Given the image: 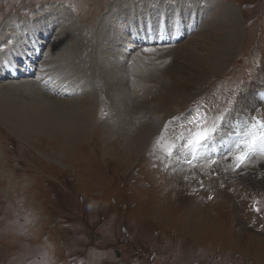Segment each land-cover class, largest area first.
<instances>
[{
	"label": "rangeland",
	"instance_id": "374dc122",
	"mask_svg": "<svg viewBox=\"0 0 264 264\" xmlns=\"http://www.w3.org/2000/svg\"><path fill=\"white\" fill-rule=\"evenodd\" d=\"M115 1L0 0V29L14 9L17 22L25 24L18 34H9L13 43L7 41L3 46L10 48L3 52L8 57L9 49L19 51L16 44L35 40L32 47L38 49L37 53L31 47L20 51L31 53L38 64L43 51L41 44L48 47L40 36L34 38L40 29V34L45 33L50 46L57 45L60 53L75 54L76 60L79 56L88 57L90 48L84 50L80 42L73 49L69 34L66 38L56 34L58 26L39 19L40 13L45 15L61 7L71 20L69 24L73 22L81 27L85 38L93 34L96 24ZM202 2L200 6L205 9L206 18L198 20L202 31L194 34L193 40L192 34L188 37L182 34L167 49L150 46L149 51L143 50L142 53L147 54L141 60L143 65L131 62L134 69L135 65L138 68L132 70L134 73L128 72L125 83L137 97L136 104L142 105L133 110L131 105L134 104L128 102L127 116L117 115L121 111L108 99L109 96L114 99V93L107 92L100 84L96 88L99 95L96 112L90 122L76 120L71 126L57 123L56 131L46 128L42 133L22 137L9 131L11 127H5L0 121V264H76L74 258H79L80 264H264V155L255 156L242 172L233 171L231 160L226 158L243 132V122L249 121L251 116L264 120V96L255 92L259 100L248 99L254 92L249 90L251 85L264 84V39L260 41L264 37V0H238V4L232 0H212L211 8H205ZM228 6L234 8L235 14L224 13L231 9H225ZM110 12L118 10L112 6ZM250 18L251 24L247 27ZM144 21L143 27L147 20ZM228 23L239 37L221 71L205 73L199 68L200 61L181 57L183 50L194 46L196 40L199 45L212 48L205 46L209 36L222 35L223 25ZM126 30L128 33L124 32L117 45L122 49L127 46L128 52L131 39L127 38L133 30ZM88 40L93 44L92 38ZM163 41L166 40H161L162 44ZM138 42L142 46L152 44ZM138 48L132 47L131 53H137ZM253 53L257 54L260 66L254 70L256 75L251 74L253 82L248 84L249 91L239 89L229 102L219 100L225 98L223 89L218 96L214 95L220 90L218 87H214L210 95L206 94L220 79L230 86L228 77L236 73L240 64L238 71L246 74L241 61ZM132 56H124L122 61L114 58L110 62L121 65L126 72L130 66L127 67L126 61ZM205 56L208 58V54ZM144 64L160 71L162 82H155L145 70H140L149 69ZM80 71L76 73L79 79L84 77V71ZM196 78L202 81L197 82ZM64 83L71 84L70 79L65 78ZM9 85L18 89L29 87L17 82ZM32 86L36 87L35 83ZM40 94L64 108V99ZM80 94H73L75 98L66 106H72L76 97L84 96V92ZM26 98L30 103L34 99ZM201 98V102L192 104ZM238 102L242 105L239 120L232 114ZM249 104H252L251 109L246 112ZM218 117H222V126L214 144L220 143L218 150L223 151L230 137L232 141L222 155L189 164L182 156L168 160L160 148L154 150L156 138L161 136L167 121L164 142L179 144L178 137L187 136V130L192 128L189 121L200 120L211 127ZM228 117L236 125L233 129L227 128ZM158 119L157 129L151 130ZM22 161L20 167L18 164ZM254 204L261 209L259 213L253 211Z\"/></svg>",
	"mask_w": 264,
	"mask_h": 264
},
{
	"label": "bare ground",
	"instance_id": "6f19581e",
	"mask_svg": "<svg viewBox=\"0 0 264 264\" xmlns=\"http://www.w3.org/2000/svg\"><path fill=\"white\" fill-rule=\"evenodd\" d=\"M148 1L149 0H116L115 2L110 4L109 10H107L104 16L98 21V23L96 24L97 25L96 30L93 31V34L91 33L92 36L90 37L91 34H89L88 37H85V38L82 37L84 33L80 31L82 29L81 27L76 26L75 23L73 22L69 24L71 20H69L67 14L64 13V10L60 9L61 7L57 9L50 8L51 10L48 13L49 15L48 14L43 15L44 13H40L39 19H43L44 22L46 23L47 21L48 22L52 21L53 22L52 24H55L56 26H58L56 30L57 31L56 34L59 33L65 36V38L69 34L68 41L69 42L71 41L72 43L71 47L73 49H76V46L80 42L84 46V50H88L90 48V51L88 52L89 55L88 57L79 56L77 57L78 60H76L74 59V57L76 56L75 54L66 56V54L60 53L57 45L53 48L50 46V42H49V44L47 45L48 46L47 49L46 48L43 49L42 56L40 55L41 59L39 60L38 64H36L37 61L35 58L32 59L31 53L25 54L23 51H20V50H25L31 47L34 53H37L38 49L32 47L35 40H32L29 43L22 41L21 43L16 44L20 42L21 40H23L24 38L17 40L15 43L16 44L15 47L19 51L15 52L12 49H9L8 57H7L6 52H3V51L0 52V121L4 124V126L5 127L10 126L11 130L8 129L9 131H13L14 133L19 134V136L23 137V136H28L30 134L36 135L38 133H42L43 131H45L46 128H50V129L54 128L55 126H57V123L71 126L76 120H80L83 123H87L88 121L90 122L93 118V114H95L94 111L97 106V97L99 96V95L97 96L96 94V88L100 84L103 85V88L105 87L106 89H108L107 92L114 93L112 95V96H115L114 99L110 96H109L110 98L108 97V99H110L111 101L113 100L112 102L116 103L115 105L116 109L121 111V112H118L117 114L119 117L127 116V114H129L130 107L128 106L129 104L128 102H131L134 104V106L131 105L133 110L135 109L133 107H141L142 105L141 103H140V106L136 104L139 101L137 97L133 95L131 91V86L128 85V83H125V77L127 76L128 72L134 73L135 71L134 66H132V63L130 64L129 67L127 66L128 68L125 67L127 69V71L125 72L123 69H121V65L116 66L115 64L110 62V60L114 58H117L118 61L124 60V55H122V53L124 52H122V48L118 46L117 43L119 42L120 38L124 36L125 34L124 32L127 31L126 29L133 30L132 34L127 39L129 40L136 39L137 41H146V42H150L154 44L152 46V44L149 45L146 43L147 45H144L145 47L144 49H146L147 46H151L152 48L155 47V49H157L158 47L159 49L160 48L159 45L161 43L159 36L161 32L171 35L176 40L178 38H181L182 34L188 37L189 35H191L189 31L191 28L190 25H192L194 22L198 21L199 19H203L205 17L204 15L205 9L201 8L202 6L200 5L202 1H199V0H171V2L173 3H169L168 0H150V2L147 3ZM164 2H166V4ZM204 2L206 5L205 8H209V7L211 8L212 0H203L202 3ZM219 5H221L222 7V4H219ZM112 6L117 8L118 10L117 13L110 12V9L112 8ZM143 8L148 12L143 11ZM226 8H231V9L224 12L225 14L227 15L235 14L233 7L228 6V7H225V9ZM158 13H160V15ZM138 15L143 20H147L144 27L147 28L148 35H153L155 36V38H158L156 42L149 40V38L144 32H140V30H136V31L134 30L135 26L139 28L141 25V24L136 23L137 20L135 18H137ZM154 19L165 20L167 27L166 28L160 27V30H156V28L153 26ZM9 21H10L9 23L8 21H6L3 24V27L0 29V44L3 43V45H5L7 41L13 43V40L9 38L10 37L9 34H12L14 32L18 34V32L22 28L25 27V24H22L21 22H17V21L15 22L13 20H9ZM67 22L69 24L67 27H65L64 25L63 26L60 25V24L67 23ZM234 22L235 20L233 18L232 24H234ZM32 23L35 24V22H31V24ZM33 27L35 29L38 28V27H35V25ZM142 27H143V24H142ZM41 28L44 29V26ZM4 29L6 30H5V33L3 34ZM123 29H125V31ZM219 34L216 35L217 38L216 37L213 38L209 36L208 42L205 46L209 45V46H212V48L203 47L199 45L198 43H196L197 42L196 40V42L193 41L194 46L187 45L188 47H186L183 50L181 57L183 59H187V58H190L192 60L197 59L198 61L201 62V66L199 68L201 70L204 69L205 73L215 74V72L221 71L223 68L222 66L225 62V59L230 55V51L232 50L233 46L237 45L236 40L238 39L239 34L237 30L235 33L234 29L230 28L229 23L223 25L222 35H219ZM34 38L36 39V37ZM89 38L93 39L94 41L93 44L88 43L90 41L88 40ZM193 38L194 37L192 36L191 39L193 40ZM104 40H107V42H105ZM163 40H166V38ZM7 48H10V46L7 45L6 49ZM139 49L140 48H138V50ZM144 49H142V51ZM105 50H109V52L108 51L105 52ZM142 51L140 52L137 51L138 54H135L130 58L133 64L137 62H140V64L142 63L141 60L144 58L143 56L147 55L146 53H142ZM91 52L93 53L92 56L90 55ZM177 52L179 53L178 50ZM177 52L175 53L176 58H177ZM206 54H208V58L205 56ZM235 55H236V52H235ZM210 56H214V57H210ZM68 58H70V60H68ZM101 59L102 61H100ZM21 63L23 64V66H26L29 70H31V67H32L31 64H34V67L32 69L39 71L41 77H43L42 80L44 81V79H46L47 81H49V77H51L52 79L49 82L53 83L54 85L56 84L55 79L57 80L60 74L62 76H65V78H69L71 84L63 83V87H67V88H61L60 91H73V90L78 91L79 88L75 87L74 80L79 79L78 77H76V73L79 72L80 69H82L84 71L83 73L84 77H80L79 80H81L84 83V91H83L84 96L76 97V100L72 102L73 103L72 106H66L67 103L71 102V100L64 99V103H65L64 108L61 104L53 103V100L50 101V99L42 98L40 93L50 95L44 89L45 81L43 82V85L41 84L37 85L35 77L32 79L31 78L24 79L25 77L23 76L20 77V75H18L19 72L24 71L23 69L24 67L21 68ZM60 65L62 66L67 65L69 68L62 69V67L60 68ZM146 66L148 68L150 67V65H146ZM41 67L46 68L47 71L45 73H41L40 72ZM71 67L79 68V69L75 71L74 69H71ZM53 70L58 71L57 78L53 76V73H52ZM140 70H145L149 74V76L153 78L155 82L157 80L160 82V80L162 79L161 74L159 73L160 71L156 72L152 70L151 68H149L148 70L145 68H140ZM67 76H70V77H67ZM199 80H201V78L195 79V81L197 82ZM13 82L27 84L30 88L25 87L24 89L22 88L18 89L16 86H10L9 84ZM31 83L33 84L35 83L36 87H33L32 86L33 84ZM116 88H119V89L117 90ZM170 89L174 91L172 88ZM76 93H80V92L78 91ZM104 93L106 94L105 90H104ZM252 93H253V96L251 97L248 96V99H254V101L259 100V96L255 95L256 94L255 92H252ZM28 96H31V98L34 97V99L31 100L32 103H30V99L26 98ZM132 96L134 97V99L132 98ZM23 97H25L26 99L23 100L22 102L21 100L23 99ZM140 101H142V99ZM245 102H247V100H245ZM252 104L246 105L247 106L246 112H248L251 109L250 106H252ZM159 119L155 122L156 124L152 126L151 130L157 129L159 122H160ZM127 126H130V125H127ZM57 129L58 127L54 128L53 130L51 129V130L56 131ZM219 144L210 145L209 146L210 149L208 151H205L204 155L200 156V158L193 160V161L197 162L201 160L202 158L203 160L204 158L207 159L209 156L215 157L216 155L217 156L222 155L224 151L218 150L220 147Z\"/></svg>",
	"mask_w": 264,
	"mask_h": 264
},
{
	"label": "snow or ice",
	"instance_id": "6c2138e0",
	"mask_svg": "<svg viewBox=\"0 0 264 264\" xmlns=\"http://www.w3.org/2000/svg\"><path fill=\"white\" fill-rule=\"evenodd\" d=\"M159 39H165L163 32H161ZM2 51H4V47L0 46V52ZM144 51H149V49H144ZM46 71V68H40L41 73H45ZM36 79L39 80L42 77L37 76ZM51 79L49 77V81ZM189 123L192 125V128L187 130V136L181 134L178 137L180 140L179 144L175 141L164 142V132L168 127L167 123L164 130H162L161 136L155 141L154 147L160 146V150L168 160H172L174 157L179 159L182 156L185 162L191 164L193 160L204 155L209 146L214 144L216 136L221 130L222 117H218L211 127L200 120H191ZM257 155H264V120L252 117L244 123L242 134L238 135L234 148L230 150L226 158L231 160L230 167L233 171L242 172ZM212 162L215 163L214 160ZM209 199H212V197L209 196ZM253 211L259 213L261 209L254 204Z\"/></svg>",
	"mask_w": 264,
	"mask_h": 264
},
{
	"label": "trees",
	"instance_id": "16d2710c",
	"mask_svg": "<svg viewBox=\"0 0 264 264\" xmlns=\"http://www.w3.org/2000/svg\"><path fill=\"white\" fill-rule=\"evenodd\" d=\"M249 20L251 21V18ZM10 155H12V156L14 155V152L12 150H10ZM22 164H23V161H22V163H20L18 165H20V167H21ZM80 263H81L80 261L77 262V264H80Z\"/></svg>",
	"mask_w": 264,
	"mask_h": 264
},
{
	"label": "crops",
	"instance_id": "0c3cea01",
	"mask_svg": "<svg viewBox=\"0 0 264 264\" xmlns=\"http://www.w3.org/2000/svg\"><path fill=\"white\" fill-rule=\"evenodd\" d=\"M162 44L160 43V45L159 46H161Z\"/></svg>",
	"mask_w": 264,
	"mask_h": 264
}]
</instances>
